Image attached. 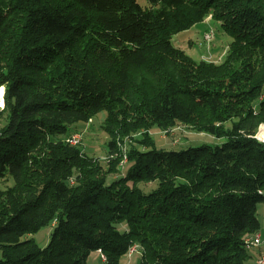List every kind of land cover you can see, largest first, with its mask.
Masks as SVG:
<instances>
[{
    "label": "trees",
    "instance_id": "trees-1",
    "mask_svg": "<svg viewBox=\"0 0 264 264\" xmlns=\"http://www.w3.org/2000/svg\"><path fill=\"white\" fill-rule=\"evenodd\" d=\"M208 17L232 36L219 63L173 43ZM0 87V264H123L135 245L143 264H247L264 0H0ZM103 111L104 161L67 141ZM183 125L225 141L172 150L151 135ZM49 224L46 247L22 239Z\"/></svg>",
    "mask_w": 264,
    "mask_h": 264
},
{
    "label": "rangeland",
    "instance_id": "rangeland-1",
    "mask_svg": "<svg viewBox=\"0 0 264 264\" xmlns=\"http://www.w3.org/2000/svg\"><path fill=\"white\" fill-rule=\"evenodd\" d=\"M206 21L196 24L191 29L182 31L173 37L175 46L185 50V52L196 60L208 59L217 63L222 62L225 58L228 45L232 41V36L227 34L220 23L215 21ZM213 32V37L207 41L206 34ZM220 55V56H219ZM1 88V87H0ZM5 90V87H3ZM1 108V107H0ZM106 118V112L103 111L95 116L92 122H78L70 127V133H80L82 140L79 145L81 149L90 157L107 159L109 153L110 136L103 129V124ZM264 124L258 130V137L264 139ZM158 147H163L172 150L188 149L202 145L219 146L225 139L216 138L208 133L195 132L186 126L177 127L173 132L164 134L155 128L151 132ZM139 186L145 193H150L158 186V182L150 184L140 183ZM264 203V202H262ZM260 203V204H262ZM259 204V205H260ZM55 224H49L41 228L38 232L27 234L23 240H34L39 246L46 247L52 237ZM101 251H93L87 264H105L102 258ZM123 264H143L142 252L138 248L135 252L129 255V252L122 258Z\"/></svg>",
    "mask_w": 264,
    "mask_h": 264
},
{
    "label": "built area",
    "instance_id": "built-area-1",
    "mask_svg": "<svg viewBox=\"0 0 264 264\" xmlns=\"http://www.w3.org/2000/svg\"><path fill=\"white\" fill-rule=\"evenodd\" d=\"M212 36H213V32L207 33L206 34L207 41H210L212 39ZM91 122H92V120L90 121V123ZM164 134H167V133H164ZM67 139H72L73 140V145H80L82 137H81L80 133H74L70 137H68ZM246 243H247V248H249V249H252V248H255V247H260L263 244V239H262L261 234H255L254 239L253 240H248V241H246ZM135 247H137V246L135 245V246L131 247V249H134V252H135ZM257 263L258 264H264V253H262L259 256V258L257 260Z\"/></svg>",
    "mask_w": 264,
    "mask_h": 264
},
{
    "label": "bare ground",
    "instance_id": "bare-ground-1",
    "mask_svg": "<svg viewBox=\"0 0 264 264\" xmlns=\"http://www.w3.org/2000/svg\"><path fill=\"white\" fill-rule=\"evenodd\" d=\"M212 37H213V36H212ZM4 92H5L4 88L1 87V88H0V107H1V108H3L4 105H5V102H4ZM90 121H91V120H90ZM174 130H175V129H173V130H171V131H169V132H173ZM169 132H168V131H164L163 133H169ZM263 133H264V132H263ZM257 137H258V135H257ZM263 137H264V136H263ZM258 139L261 140V141H264V139H261V138H259V137H258ZM67 141L73 145V140H72V139H67ZM118 145H119L120 149L122 150V152L124 153V159H123V161H122V166H123V165L127 162V156H126V153H127L126 139H125L122 143H121V142H118ZM255 234H260V233H259V231H258V232L255 233ZM255 234H253L252 236L248 237V238L246 239V241H248V240H253L254 237H255ZM138 248H139L138 246L135 247V251H136ZM133 252H134V249H130V250H129V255H131ZM102 258H103V261L106 263V257H105L104 255H102Z\"/></svg>",
    "mask_w": 264,
    "mask_h": 264
},
{
    "label": "crops",
    "instance_id": "crops-1",
    "mask_svg": "<svg viewBox=\"0 0 264 264\" xmlns=\"http://www.w3.org/2000/svg\"><path fill=\"white\" fill-rule=\"evenodd\" d=\"M258 217L261 222L259 233L262 236L263 244L260 247H255L250 250L251 258L248 260L247 264H258L257 260L259 256L264 253V203L258 206Z\"/></svg>",
    "mask_w": 264,
    "mask_h": 264
},
{
    "label": "water",
    "instance_id": "water-1",
    "mask_svg": "<svg viewBox=\"0 0 264 264\" xmlns=\"http://www.w3.org/2000/svg\"><path fill=\"white\" fill-rule=\"evenodd\" d=\"M4 94H5V92H4Z\"/></svg>",
    "mask_w": 264,
    "mask_h": 264
}]
</instances>
